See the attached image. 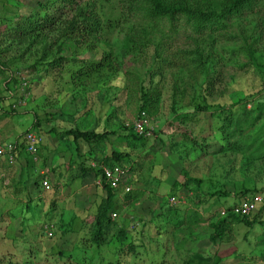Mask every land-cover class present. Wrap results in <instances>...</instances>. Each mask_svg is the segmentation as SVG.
Returning a JSON list of instances; mask_svg holds the SVG:
<instances>
[{
  "label": "rangeland",
  "instance_id": "1",
  "mask_svg": "<svg viewBox=\"0 0 264 264\" xmlns=\"http://www.w3.org/2000/svg\"><path fill=\"white\" fill-rule=\"evenodd\" d=\"M228 1L161 0L186 7L189 16L184 18L176 13L155 16L152 0H88V14L96 22V31L91 34L82 33L84 21L71 9L58 16L60 21L54 26L19 37L15 34L17 23L25 22L37 2L45 0H0V49L9 47L0 53V62L11 59L12 65L7 67L25 68L30 83L25 103L19 101L20 105L11 107L14 114H0V146L19 141L25 133L35 134L41 142L38 163L27 164L25 159L24 172L18 173L22 167L0 157L4 163L0 167V264H181L183 255L176 253L177 249L185 247L210 258L215 249L224 251L226 241L218 248L207 242L210 231L204 223L192 229L191 237L174 228L172 222L166 224L171 212L165 210L163 198L174 191V182L182 184L180 164L191 176H219L215 166L227 159L215 153L218 145L212 138L215 127L227 115L218 114L217 105H233L232 114L238 119L242 108L250 111L249 119L258 112L257 125L241 123V136H259L260 130L264 136V106L258 109L255 104L264 102V0H252L236 13L218 15L216 10ZM211 11L212 17L206 18ZM52 14L59 15L56 11ZM195 20L203 27L194 28ZM55 60L56 65L49 66ZM5 77L0 74V108L11 110L14 98L3 87ZM147 91H153L157 99L156 109L150 113L151 137L140 143L127 142L126 124L138 113L141 94ZM204 105L209 106L208 111L182 118L183 113ZM54 123L58 126H52ZM48 128L57 133L55 138L48 136ZM73 129L111 133L90 145L88 151L95 152L98 159L111 157L112 152L126 155L123 166L128 173L123 185L131 189L126 194L117 189L108 212V216L114 212L117 217L108 219L105 243L98 250L89 244L88 237L104 191L96 193L91 175L80 171L93 160H85L86 166L82 162L74 169L68 166L56 181L60 186L50 188V192L42 189L40 198L29 197L28 188L34 186L36 174L42 177L40 172L49 169L44 152L54 140L60 141L55 152L62 159L71 151L75 153L77 144L81 148L78 142L67 143L64 133ZM192 141L201 145L202 153L190 149L184 154ZM212 163L214 166H209ZM247 169L251 170L247 176L236 174L228 183L227 190L233 186L231 196L194 207L189 194L185 207L196 208L204 219H216L220 208L238 199L234 193L264 187V169L254 164ZM46 179L52 185L48 176ZM12 200L21 203L20 210L9 209ZM156 200L157 210L152 212L150 204ZM25 205L33 216L31 220L23 218L21 224L20 216L28 210ZM181 219L179 216L178 221ZM45 222L53 226L52 237L39 232ZM121 227L137 239L133 252H125L129 241L122 245L117 241ZM233 227V238L238 237L234 245L237 254L258 255V250L247 252L251 247L241 250L240 236L245 228L241 224ZM244 236H248V243L253 234ZM233 257L219 264H255Z\"/></svg>",
  "mask_w": 264,
  "mask_h": 264
},
{
  "label": "trees",
  "instance_id": "2",
  "mask_svg": "<svg viewBox=\"0 0 264 264\" xmlns=\"http://www.w3.org/2000/svg\"><path fill=\"white\" fill-rule=\"evenodd\" d=\"M81 1V2H80ZM252 0H229L226 5L220 6L218 11L216 10V13L218 15H230L233 13H236L241 7L244 6H249L250 2ZM80 2V3H79ZM153 2V7H152V12L155 14V16H172L175 13L179 14L180 16L186 18L185 15L189 16L188 13L189 11L187 10L186 7H183L182 5H167L161 0H152ZM83 3V5H81ZM213 5H216L213 3ZM220 4L217 3L216 6H219ZM36 10L25 18V22H19L17 23L16 29L18 30L16 36H24L26 34L32 33V32H40L41 29H45L47 27H52L55 25V21H60L58 16H62L67 14L68 12L72 10H76L77 17L81 19V21H84V24L80 26L82 28V33L87 32L86 34H91L95 30V21H92V14L89 15V2L88 0H45L44 3H39L37 2L36 4ZM74 7V8H73ZM72 9V10H71ZM237 10V11H236ZM58 12L59 15L52 14V12ZM213 11L209 15L206 14V18L212 17ZM88 14V16L86 15ZM199 16V19H203V14L197 13ZM86 21V22H85ZM70 25V23H69ZM192 26L194 28H202L203 25L199 23L197 20H195V24L192 23ZM127 42V41H125ZM128 43V42H127ZM9 51L8 44L4 46L3 49H0V53H6ZM9 63H2L0 62V74L4 73L6 74V77L4 78L3 81V87L5 90L8 91L9 95H12L14 98L15 95V87H18L19 85V80L15 77V73L21 72V71H26L25 68L22 69V67H16V68H9L7 66L12 65L11 59H9ZM57 61H53V63H49V66H55ZM4 68V69H1ZM203 72H206V70H203ZM28 81V80H27ZM30 90V83L25 87V92H29ZM156 101L153 91H147L143 92L141 94V104L139 106V112L143 111L148 118H150V113L156 109ZM256 107L260 109V107L264 106V102L262 101H257ZM261 105V106H260ZM12 105H10L11 108ZM207 106L203 107H195L193 108L194 111L192 113H183L182 118L186 119L187 117H190L189 114H194L195 112H201L205 111L207 109ZM233 105L229 106H216L215 110L217 111L218 114H226L225 120L223 121L222 119L220 120L221 123L216 126L215 128V134L212 139L217 143L216 147V154H220V156L225 155L227 160L222 162L223 164H219L217 162V165L215 166L217 171H218V177H213V175L209 174V177L206 179L197 177V176H191L189 175V172L186 170V168L183 167V165L180 164V175L183 176V182L180 186L177 185V183L174 182L172 191L166 198H163L164 202V208L167 211H170V220H166L165 223L168 224L172 222V226L174 228L179 227L182 229L181 232H185L184 234L190 235L192 233V229L196 228L199 226V224L204 223L207 226L208 231H210L209 234L205 237L207 242L211 245L214 246L215 248H218L222 243L225 241H229L234 233H232V227L234 224H241L246 228H250L253 223L259 218L260 212L262 209H264V195H261L262 190H264V187L262 188H256L250 191H241L240 194H233L236 198H238L234 203L229 204L226 207H222V209L225 210V214L223 216L219 215V211L215 214L216 219H204V217L198 213L197 210H194L197 207L198 204L200 203H205L206 200L211 199V201L215 200L217 201L220 198H226L228 195L231 196V193L233 192V186L230 185L229 188L231 190H227L228 183H230L234 176L236 174H244L248 175L250 173V169L248 170L247 168L250 167L251 165L254 164V166H259L261 168V171L264 169V136L261 137V134L263 132L260 130V135H255L254 137H249L244 138V135L241 136L242 130L241 128V123H249V126H254L257 125V120L260 119V114L257 112L256 115L253 117L250 116L249 119V112L246 111L244 108H242V113H241V119H238L237 116L235 117L232 113L233 111ZM15 111L11 108V110H3L0 108V114L5 115H11L14 114ZM220 117V115H217ZM217 117V118H218ZM219 119V118H218ZM261 128V127H260ZM129 129V130H128ZM128 137L126 138L127 142L130 143H140L145 141V138L142 136H137L135 135L130 128H128ZM264 130V128H262ZM66 137H71L73 143H79L83 142L84 144H87L88 146L91 145L92 143L99 142L105 138L108 137L109 134L107 132H95V131H78L76 129L73 130H67L65 133ZM213 135V133H212ZM183 138H186L185 135H182ZM18 142V141H17ZM183 142L180 143V145ZM13 146L10 154L13 157V160L16 158V155L19 154H24V146L23 143L18 142L17 146ZM182 146H187L186 144H182ZM191 148L188 149L189 146H187L184 152L186 154L188 150H192V152H196L198 154L202 153L201 151L203 150L198 143H190ZM21 149V150H20ZM202 149V150H201ZM183 151V150H181ZM18 152V153H17ZM229 154L236 155L235 157H228ZM178 155L180 153L178 152ZM194 155V154H193ZM126 157L125 154H121L119 152H112L111 157H103L101 159V163L97 165L95 169L97 170L96 175L100 177V170L99 166H106V167H111L114 165L117 166H123V158ZM5 158V157H4ZM180 156V160H181ZM185 159V158H184ZM6 160V158H5ZM26 160L31 162V157L26 155ZM7 161V160H6ZM237 165V166H236ZM209 166H214L213 163L210 164ZM92 169L86 168L84 169L83 167H80V171L84 174L83 171H85V174ZM130 170V168H129ZM260 170V169H259ZM221 171V173L219 172ZM246 172H248L246 174ZM40 178V177H39ZM126 181V179H125ZM34 186L37 191L42 190L40 181L35 180ZM102 189L104 191V198L103 200L99 203V205L96 207L95 211V216L93 219V224L90 227L89 231V237H88V242L91 246H94L95 249H100L101 246L105 243V234H106V229L109 226L108 223V212L112 208L114 202L113 198L116 195V190L109 188L103 181H101ZM232 184V183H231ZM176 191V192H175ZM180 192L182 195H178L177 193ZM126 194V193H124ZM189 194L192 196V199H194L193 205L194 207H191L192 209H188L189 205L185 207L187 204L185 202L186 198L189 199ZM251 194H257L262 196V202L261 204L257 207L258 210L255 211L252 215L248 217H239L236 215H233L231 213V208L233 205H235L236 202H238L240 199L251 195ZM182 196V197H181ZM174 197L177 201L176 204L170 205L168 203V198ZM191 200V199H190ZM182 201V202H181ZM157 202V201H156ZM179 211H182L181 214ZM181 217L182 219L178 221V217ZM251 217V219H249ZM254 218V219H253ZM48 224V223H47ZM43 231V229H42ZM44 235V233H43ZM246 235V233H245ZM117 241L120 245H122L124 242H128L129 244L126 246L125 252H133V250L136 248V241L137 239L131 238L124 230V227H121L119 231L116 234ZM225 242V243H226ZM118 244V245H119ZM155 249L157 247L155 246ZM264 250V248H263ZM182 252L183 258L181 259V264H206L211 261L212 264H219L225 257L229 254L224 251H214L212 257H203L200 253L193 252L190 249H186L184 247L181 249H177L176 253L180 254ZM226 256H222L220 253ZM233 259H236V254L233 252ZM261 254V253H260Z\"/></svg>",
  "mask_w": 264,
  "mask_h": 264
},
{
  "label": "crops",
  "instance_id": "3",
  "mask_svg": "<svg viewBox=\"0 0 264 264\" xmlns=\"http://www.w3.org/2000/svg\"><path fill=\"white\" fill-rule=\"evenodd\" d=\"M32 95V94H31ZM134 118V117H133ZM132 118V119H133ZM131 119V120H132ZM130 120V121H131ZM66 124H68V123H66ZM51 126V125H50ZM52 126H58V123H54V125H52ZM68 126H70V125H68ZM68 126H67V128H68ZM53 128V127H52ZM62 128H66V127H62ZM50 128H48V130H49ZM49 132H50V134H48V136H50V137H54L55 138V136H56V132H54V131H52V129H50L49 130ZM50 139V138H49ZM19 141L18 142H20V143H23L22 142V138L20 137V139H18ZM54 140V139H53ZM18 142L17 141H14L12 144L14 145V146H17V144H18ZM42 142H43V144H45V143H47V141L45 142L44 140H43V138H42ZM49 142V141H48ZM72 143L73 141H72V139H71V137H68L67 138V143L69 144V143ZM64 143H66V142H64ZM80 143V146H81V148L80 149H78V144H77V146L76 147H74V151H75V153L74 152H70V154H69V156L68 157H66L65 159H62V158H59L58 156H57V153L55 152L56 151V149L58 148V146H59V144H60V141H57V140H54L53 141V143L51 144V146H50V149H47L46 150V152H44V156H45V154H46V160H47V163H48V166H49V169L47 170L46 168L45 169H43V170H45V172H46V175L45 176H48L49 177V179H50V181H52V185H51V183H50V188H53L54 186H56V185H58V186H60L59 184H57V179L58 178H60L61 177V175L62 174H65L67 171V167L68 166H70V168L71 169H74V166L75 167H77V166H79L82 162H84V166H86V162H87V160L89 161V159L90 160H93L92 162H91V164H88V166L86 167V168H89V169H92L91 171H89V172H87V174H86V176L88 175H91V177H92V181H94V185H95V181H96V179L97 178H99L96 174H95V172H97V170L95 169V167H96V163H97V165L99 164V163H101V159H98L97 157H96V154H95V152H93L92 151V153L91 152H89L88 151V149H91L90 148V145L88 146L87 144H84L83 142H79ZM40 145H41V142H40V144L38 145V149H37V153H36V158H35V160L34 161H32L31 160V162L29 163V161L28 162H26L27 164L29 163V164H31V165H36L37 163H38V156H39V147H40ZM72 145H75V144H72ZM24 146V145H23ZM45 146H46V144H45ZM56 147V148H55ZM64 147V146H63ZM52 148V149H51ZM55 148V149H54ZM24 150V149H23ZM93 150V149H92ZM18 153V152H17ZM24 154H22L23 156H21V154H17L16 155V158L13 160V164L12 165H16V167L17 168H20V167H22V169H21V171H19L18 173H20V172H24L25 171V166H26V164H25V159H26V152H25V150H24V152H23ZM58 155H60V154H58ZM29 156V155H28ZM103 156V155H102ZM24 157V158H23ZM30 157V156H29ZM2 158H4V157H2ZM5 159V158H4ZM39 159H40V156H39ZM85 160H86V162H85ZM6 161V160H5ZM4 163H0V167H3L2 165H3ZM75 164H78V165H75ZM83 164V163H82ZM23 165V166H22ZM57 165H59V167L58 168H62V169H58L57 168ZM86 168H84V169H86ZM4 169V168H3ZM36 169H37V171H38V167L36 166ZM52 169V170H51ZM74 171V170H73ZM43 172V171H42ZM51 172H53L54 173V176H53V174L51 173ZM84 172V175H85V171H83ZM41 173V172H40ZM48 174V175H47ZM51 174V175H50ZM81 174H83V173H81ZM40 176H38L37 174H36V179L37 180H39L40 181V178H39ZM54 178V179H53ZM56 178V179H55ZM84 178H85V176H84ZM3 184L4 185H7L8 184V182H3ZM95 187H96V189L98 190H95L96 191V193H99V191L101 192L103 189H100V188H102V187H99V186H97V185H95ZM62 189V188H61ZM28 190H29V197H31L32 199H37V198H40L39 196H40V193L42 192V190H41V192L40 191H37V189L36 188H33V187H31V188H28ZM51 190V189H50ZM50 190H49V192H50ZM119 190V191H118ZM118 190H116V191H118V192H121L122 193V188H121V190H120V188H118ZM103 192V191H102ZM43 193V192H42ZM48 193V192H47ZM99 194H101V193H99ZM102 195V194H101ZM261 195H264V190H262V192H261ZM159 195H158V199H159ZM182 197V196H181ZM156 201H158V200H156ZM154 202L153 204H150L151 205V211L152 212H154V211H156L157 210V202ZM14 202V204L13 205H10V207H9V209H15V210H20V207H21V203H17L16 202V200H12V203ZM72 202V201H71ZM39 207V206H38ZM29 207L27 206V205H25V210H27ZM188 209H192L190 206L188 207ZM194 210H197V209H194ZM258 210V209H257ZM7 211L9 212V210L7 209ZM28 211H29V209L27 210V214L26 215H24V217H22V215L23 214H21V216H20V223L22 224V220H23V218H25V220H31V218H32V216H33V214L32 213H29L28 214ZM257 213V212H256ZM255 213V214H256ZM257 216H259V218L253 223V225L250 227V228H246V227H244L243 225H241V226H243V228H245V233H246V235L247 234H253V236H250L249 238V240H248V243L246 242L247 241V239H248V236H244V234L245 233H243L241 236H240V243H241V250L243 251V250H245V249H247V247H248V249H249V247H251L250 249H249V251H247V252H249V253H252V251H256V250H258V255H252V254H248L247 256H244L245 254L244 253H242V252H240V254H237L238 252H237V250L235 249V247H234V245H235V239H237V238H233V236H232V238L228 241V242H226L225 243V252H227V254H229V255H227L226 256V254L224 255V256H226L225 257V259H232V257H233V252L236 254V257L237 258H240V259H250V261H255V264H264V250H263V248H264V209H262L261 210V212H260V215H257ZM249 219H251V217L249 218ZM254 219V218H253ZM252 220V219H251ZM44 224H47V222H45V223H43L42 225H41V230H39V232L40 233H43V231H42V227H43V225ZM48 224H50V223H48ZM51 226H52V224H50ZM26 227V225L24 226V228ZM52 228H53V226H52ZM234 228V227H233ZM27 229V228H26ZM257 252V251H256ZM261 253V254H260ZM256 256V258H253V257H255ZM251 258H253V259H251Z\"/></svg>",
  "mask_w": 264,
  "mask_h": 264
},
{
  "label": "built area",
  "instance_id": "4",
  "mask_svg": "<svg viewBox=\"0 0 264 264\" xmlns=\"http://www.w3.org/2000/svg\"><path fill=\"white\" fill-rule=\"evenodd\" d=\"M28 72L27 71H21L18 73H15V77L19 80V85L17 89L15 88V95H14V102L12 103V108H15L18 106L17 104L25 103V100L27 98V95L29 93L25 92V87L27 85V78H28ZM263 95H264V88H263ZM19 103V105H20ZM21 104V105H22ZM126 127L130 128L132 132L137 136H142L143 138H149L151 137V119L146 116V114L141 111L135 115V117L129 122V124H126ZM22 142L24 145V150L27 155H29L32 159V161L36 158V153L38 149V145L40 144V139L36 137L33 133H25L22 136ZM13 146L11 144L6 145L5 147L0 146V157H5L8 163L13 162V157L11 156L10 152L12 150ZM100 177L96 179L95 185L102 187L101 181H103L109 188L117 190L121 185H123L125 181V177L128 173V170L125 166H111L106 167L100 165L99 167ZM40 185L41 188L44 191L50 190L49 182L46 179V172L43 171L40 173ZM122 191L124 193L130 192L131 187L129 185H123ZM262 196L257 194H251L248 195L242 199H240L238 202L235 203V205L231 208V213L233 215L239 216V217H248L255 213L257 210V207L262 202ZM182 202V201H181ZM168 203L170 205H174L177 203L176 199L174 197L168 198ZM219 215L223 216L225 214V210L220 208ZM117 217V215L113 212L109 214V218L111 220H114ZM44 235L49 238L52 237V226L50 224H45L42 227Z\"/></svg>",
  "mask_w": 264,
  "mask_h": 264
}]
</instances>
